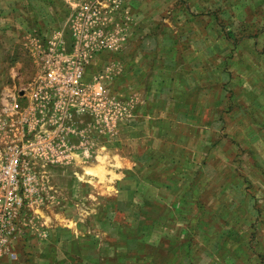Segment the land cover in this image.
I'll return each instance as SVG.
<instances>
[{"label":"rangeland","instance_id":"obj_1","mask_svg":"<svg viewBox=\"0 0 264 264\" xmlns=\"http://www.w3.org/2000/svg\"><path fill=\"white\" fill-rule=\"evenodd\" d=\"M70 54L106 91L1 124L39 184L0 264H264V0H0V111Z\"/></svg>","mask_w":264,"mask_h":264},{"label":"built area","instance_id":"obj_2","mask_svg":"<svg viewBox=\"0 0 264 264\" xmlns=\"http://www.w3.org/2000/svg\"><path fill=\"white\" fill-rule=\"evenodd\" d=\"M83 13L90 18L96 11L85 4ZM73 58L74 55H68L66 65H60L57 61L51 63L42 78L32 86L28 96L26 93L5 95L1 99L0 126L10 120L40 124L36 134H52V138L58 134H68L74 114L88 112L91 100H101L106 91L103 83L94 84L86 80V69L79 62L72 61ZM24 97H27L25 105L21 99ZM45 124H50L51 129L44 130ZM25 148L14 149L0 163V259L10 251L17 212L25 203L21 189L39 184L35 176H23L21 161L26 153Z\"/></svg>","mask_w":264,"mask_h":264},{"label":"crops","instance_id":"obj_3","mask_svg":"<svg viewBox=\"0 0 264 264\" xmlns=\"http://www.w3.org/2000/svg\"><path fill=\"white\" fill-rule=\"evenodd\" d=\"M88 70V69H87ZM57 233V231L56 230H54V229H46V230H44L40 235H42V236H47L48 235V238H51L52 237V235L54 234V235H57L56 234ZM57 237V236H56ZM42 238V237H41ZM42 239H46V238H42ZM57 246H58V244H56ZM85 244H83L82 245V247L85 249V246H84ZM57 257V256H56ZM6 263H8V261L6 262ZM5 263V264H6Z\"/></svg>","mask_w":264,"mask_h":264}]
</instances>
